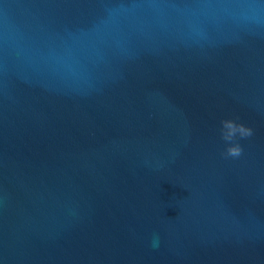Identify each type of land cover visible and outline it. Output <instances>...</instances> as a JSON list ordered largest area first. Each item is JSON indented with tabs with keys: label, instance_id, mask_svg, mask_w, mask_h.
<instances>
[{
	"label": "water",
	"instance_id": "obj_1",
	"mask_svg": "<svg viewBox=\"0 0 264 264\" xmlns=\"http://www.w3.org/2000/svg\"><path fill=\"white\" fill-rule=\"evenodd\" d=\"M0 264H264V0H0Z\"/></svg>",
	"mask_w": 264,
	"mask_h": 264
},
{
	"label": "clouds",
	"instance_id": "obj_2",
	"mask_svg": "<svg viewBox=\"0 0 264 264\" xmlns=\"http://www.w3.org/2000/svg\"><path fill=\"white\" fill-rule=\"evenodd\" d=\"M220 123V136L227 145L221 155L224 158L240 157L243 153V148L239 140L252 137L254 135V130L244 123L237 122V119H223Z\"/></svg>",
	"mask_w": 264,
	"mask_h": 264
}]
</instances>
